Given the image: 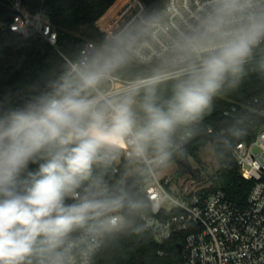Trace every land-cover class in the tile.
<instances>
[{
	"label": "clouds",
	"instance_id": "1",
	"mask_svg": "<svg viewBox=\"0 0 264 264\" xmlns=\"http://www.w3.org/2000/svg\"><path fill=\"white\" fill-rule=\"evenodd\" d=\"M37 17L38 32L48 21ZM137 42L123 33L98 49L81 45L23 94L0 98V264H95L141 235L155 202L105 177L123 149L137 171L167 168L250 66L264 76V0H212L160 68L106 88Z\"/></svg>",
	"mask_w": 264,
	"mask_h": 264
},
{
	"label": "built area",
	"instance_id": "2",
	"mask_svg": "<svg viewBox=\"0 0 264 264\" xmlns=\"http://www.w3.org/2000/svg\"><path fill=\"white\" fill-rule=\"evenodd\" d=\"M14 12L10 29L27 35L34 17L24 6L23 0H6ZM212 0H164L162 17L146 19L142 0H124L115 16L96 21L98 29L112 41L117 34L129 33L141 23L146 34L138 39L132 58L155 71L169 59L178 38L192 32L208 12ZM47 20V19H46ZM48 21V20H47ZM28 26L27 31L25 27ZM52 44L56 31L50 23L39 31ZM84 46L98 49L94 41ZM141 78V77H140ZM139 78L120 80L111 76L108 89L119 91ZM120 87L115 88V83ZM262 101V102H261ZM264 97L254 99L252 107L256 131L250 140L238 141L232 149L233 157L241 175L252 182L243 204L232 200L223 189L207 191L210 183L193 176L195 167L188 160L192 173L180 177L165 173L159 175L156 168L146 172L137 171L128 159L127 149L121 155L127 161V169L110 183L128 176L140 177L139 189L147 199L155 202V211L148 215L146 226L154 234L158 244H164L174 234H183L181 258L176 264H264ZM235 109V107H234ZM233 109V110H234ZM230 111H226L229 114ZM115 165L113 172L119 173ZM179 245L177 246L179 248ZM163 250H159L163 254Z\"/></svg>",
	"mask_w": 264,
	"mask_h": 264
},
{
	"label": "trees",
	"instance_id": "3",
	"mask_svg": "<svg viewBox=\"0 0 264 264\" xmlns=\"http://www.w3.org/2000/svg\"><path fill=\"white\" fill-rule=\"evenodd\" d=\"M116 0H23L25 8L35 17L46 15L53 30L56 31V42L50 43L39 31L30 30L27 35L10 29L14 12L6 0H0V98L12 94H23L28 87L37 81L63 53H71L88 41H94L99 48L111 42L96 26V21L114 4ZM117 2L107 12L113 13ZM145 3L144 17L148 20L162 17L164 0H142ZM106 16V15H105ZM104 16V17H105ZM103 17V18H104ZM139 38L146 34L141 23H137L129 32ZM154 70L150 66L141 65L132 57L119 67L112 75L120 80H129L150 75ZM171 82L161 85V94H169ZM264 97V76L251 71L241 85L223 94L214 102L213 109L205 118L194 125L192 136L182 144L180 151L173 157L181 168L179 160L194 159L200 167L194 169L193 176L202 178L210 185L207 191L223 189L235 202L243 204L251 188L252 182L245 179L233 157V146L242 140H250L256 131L252 107L254 99ZM262 102V101H261ZM264 102V101H263ZM235 107V109H234ZM234 109V110H233ZM226 111H230L226 114ZM210 144L219 162L218 169L208 174L201 165L199 157L202 147ZM119 173L113 168L106 180L117 178L125 173L127 161L123 156L117 159ZM141 178L128 176L126 186L135 193L147 198L139 189ZM183 234H174L164 244H158L153 231L146 226L141 235L121 238L114 246L99 255L95 264H139L138 255L143 258L142 264H176L181 258L177 247L183 244ZM163 250V254L159 250Z\"/></svg>",
	"mask_w": 264,
	"mask_h": 264
},
{
	"label": "rangeland",
	"instance_id": "4",
	"mask_svg": "<svg viewBox=\"0 0 264 264\" xmlns=\"http://www.w3.org/2000/svg\"><path fill=\"white\" fill-rule=\"evenodd\" d=\"M105 15H106V18H104V19H108V18L114 17L116 14L114 12L109 13V14H107V12H105L104 15H102V18ZM110 84H111V82H106L105 87L108 88L110 86ZM114 86H115V88L120 87L121 84L115 83ZM199 157L201 159V165L203 166V168H205V170L207 171L208 174H212L218 169L219 162L217 161L215 154H214V151H213V148L210 144H207L206 146L201 148ZM191 165H193V167H195L196 161L191 160ZM156 169H157L159 175L169 173V174L175 175V177L181 176V174L179 172V167H178V164L176 161H171L170 165L165 169H161V168H156Z\"/></svg>",
	"mask_w": 264,
	"mask_h": 264
},
{
	"label": "water",
	"instance_id": "5",
	"mask_svg": "<svg viewBox=\"0 0 264 264\" xmlns=\"http://www.w3.org/2000/svg\"><path fill=\"white\" fill-rule=\"evenodd\" d=\"M178 163H179V166L181 168V172L182 173H192L191 165H190V163H189V161L187 159L182 158V159L179 160ZM181 248H182V246L179 245V252L181 251ZM138 263L139 264L143 263V258H142L141 254L138 255Z\"/></svg>",
	"mask_w": 264,
	"mask_h": 264
},
{
	"label": "crops",
	"instance_id": "6",
	"mask_svg": "<svg viewBox=\"0 0 264 264\" xmlns=\"http://www.w3.org/2000/svg\"><path fill=\"white\" fill-rule=\"evenodd\" d=\"M116 2H117V0L114 2V4H115ZM114 4H113V5H114ZM113 5H112V6H113ZM119 5H120V4H119ZM119 5H118V7H119ZM112 6H111V7H112ZM111 7H110V8H111ZM118 7H117L116 10L114 11V13L117 11ZM110 8H109L106 12H108V11L110 10Z\"/></svg>",
	"mask_w": 264,
	"mask_h": 264
}]
</instances>
